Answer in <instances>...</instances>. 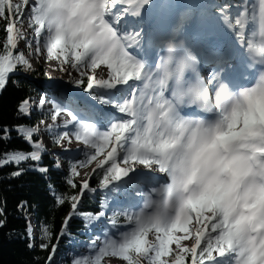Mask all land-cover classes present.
<instances>
[{
  "label": "snow or ice",
  "instance_id": "1",
  "mask_svg": "<svg viewBox=\"0 0 264 264\" xmlns=\"http://www.w3.org/2000/svg\"><path fill=\"white\" fill-rule=\"evenodd\" d=\"M0 24V91L19 73L48 78L17 105L42 118L0 128L28 145L0 168L47 173L45 133L73 154L69 191L49 184L69 205L59 232L26 214L45 264L65 238L70 264H264V0H0ZM98 191L99 210L79 211Z\"/></svg>",
  "mask_w": 264,
  "mask_h": 264
},
{
  "label": "trees",
  "instance_id": "2",
  "mask_svg": "<svg viewBox=\"0 0 264 264\" xmlns=\"http://www.w3.org/2000/svg\"><path fill=\"white\" fill-rule=\"evenodd\" d=\"M3 25L0 24V29ZM0 31V39L3 38ZM41 70L44 68L40 66ZM19 80L20 86L17 87L13 81ZM48 81V78L37 73H25L24 75L11 76L6 89L0 91V128L8 126L10 128L17 124H32L39 120L35 113L30 117L18 115V102L26 95L39 93L41 82ZM34 91L29 92L28 86ZM10 141H0V152L5 148L19 147L28 148V145L18 138L15 130L11 132ZM67 161L65 169L56 168V161L49 156H43L39 167H47V173H41L36 167H29L23 164L24 173L19 177H12L10 173L15 170L14 165L0 168V207L5 209L6 226L0 227V264H45L44 258L48 252L41 250L38 246L30 249L27 245L28 238L24 232L26 214H33L37 226L41 221H50L55 226L58 233L62 219L66 215L69 205L55 206L53 195L49 190V184L55 185L59 192L69 191V186L65 183ZM92 185H97L98 180L95 176L91 179ZM26 201L27 206L22 210L18 205ZM99 205V200L87 197L83 204L84 209L95 210ZM39 228V227H38ZM82 221L75 219L70 224V232L73 236L80 237ZM39 243V235L37 245ZM67 238L64 239L62 249L68 246Z\"/></svg>",
  "mask_w": 264,
  "mask_h": 264
},
{
  "label": "rangeland",
  "instance_id": "3",
  "mask_svg": "<svg viewBox=\"0 0 264 264\" xmlns=\"http://www.w3.org/2000/svg\"><path fill=\"white\" fill-rule=\"evenodd\" d=\"M21 47H24L23 44H21ZM40 66H42L44 69L47 68L50 72H52V75L53 76H59L60 73L58 72H55V71H52V68L55 67H49L47 63H45L44 65H37V67L39 68ZM53 66V65H52ZM43 85L45 86V88L47 87V82L43 80ZM43 139H44V143L45 145L47 146V148L50 150L49 152H47L48 154H51L53 158L55 157H62V156H66L67 154H64L62 152V150L56 146V145H53L52 142H51V138L49 137L48 134H44L43 136ZM75 145H73L74 147ZM54 153V155H53ZM69 154V153H68ZM62 163V162H61ZM85 171V169H81V172L83 173ZM77 180L80 179V177H76ZM72 252V249L69 248L67 249L65 252H63L60 256H59V259L56 260L57 262L56 263H60V264H69L70 263V260H69V256H70V253ZM107 259V258H106Z\"/></svg>",
  "mask_w": 264,
  "mask_h": 264
},
{
  "label": "bare ground",
  "instance_id": "4",
  "mask_svg": "<svg viewBox=\"0 0 264 264\" xmlns=\"http://www.w3.org/2000/svg\"><path fill=\"white\" fill-rule=\"evenodd\" d=\"M52 67H54V65Z\"/></svg>",
  "mask_w": 264,
  "mask_h": 264
}]
</instances>
